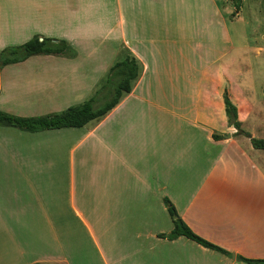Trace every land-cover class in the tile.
I'll return each mask as SVG.
<instances>
[{"label": "crops", "instance_id": "obj_1", "mask_svg": "<svg viewBox=\"0 0 264 264\" xmlns=\"http://www.w3.org/2000/svg\"><path fill=\"white\" fill-rule=\"evenodd\" d=\"M233 10L232 0H0V52L35 38L69 46L4 67L0 111L63 114L117 62L139 65L132 90L82 128L0 125V264L264 261V151L244 135L264 140V45L232 34ZM166 200L230 255L170 240Z\"/></svg>", "mask_w": 264, "mask_h": 264}, {"label": "trees", "instance_id": "obj_2", "mask_svg": "<svg viewBox=\"0 0 264 264\" xmlns=\"http://www.w3.org/2000/svg\"><path fill=\"white\" fill-rule=\"evenodd\" d=\"M244 0H232L235 8L233 17L240 11ZM69 49L65 41L50 38H35L19 46H12L0 52V71L13 64L26 61L28 58L38 54H65ZM139 75V65L132 57H127L121 62H117L110 70L106 84L96 93V95L85 103L69 108L66 112L59 115H52L39 118L18 117L6 112L0 111V125L11 126L22 131L30 133H39L47 130H58L63 128H82L89 122L104 117L120 102L124 94L132 90V83ZM226 112L230 125L234 126L239 134L241 124L238 120V110L230 101L228 94H225ZM251 139L252 145L257 150L264 151V140L255 139L249 134H244ZM169 213L172 216L177 215L174 219L175 229L168 236L170 240L179 237H186L199 245L216 250L225 255L228 252L204 240L196 235L178 216L176 209L169 200ZM160 237H165L161 235ZM249 264H264L263 260L241 259Z\"/></svg>", "mask_w": 264, "mask_h": 264}, {"label": "rangeland", "instance_id": "obj_3", "mask_svg": "<svg viewBox=\"0 0 264 264\" xmlns=\"http://www.w3.org/2000/svg\"><path fill=\"white\" fill-rule=\"evenodd\" d=\"M261 8L262 12H264V0H245L239 11L241 18L239 20H236V17L228 19L232 34L235 36L236 32L243 31V33L248 34L247 39L249 41H259L264 45V16L259 13ZM233 12L235 13L236 11L233 10ZM253 65H255L254 62ZM88 220L91 222L89 218ZM86 238L87 235L84 229V240Z\"/></svg>", "mask_w": 264, "mask_h": 264}, {"label": "water", "instance_id": "obj_4", "mask_svg": "<svg viewBox=\"0 0 264 264\" xmlns=\"http://www.w3.org/2000/svg\"><path fill=\"white\" fill-rule=\"evenodd\" d=\"M229 137V136H228ZM174 219H177V215L173 216Z\"/></svg>", "mask_w": 264, "mask_h": 264}]
</instances>
